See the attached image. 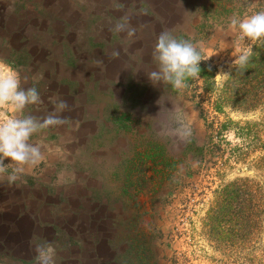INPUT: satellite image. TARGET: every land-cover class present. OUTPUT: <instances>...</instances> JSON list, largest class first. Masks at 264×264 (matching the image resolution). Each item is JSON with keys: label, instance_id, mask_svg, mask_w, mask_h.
<instances>
[{"label": "rangeland", "instance_id": "obj_1", "mask_svg": "<svg viewBox=\"0 0 264 264\" xmlns=\"http://www.w3.org/2000/svg\"><path fill=\"white\" fill-rule=\"evenodd\" d=\"M263 5L0 0V68L42 99L24 114L44 116L56 99L71 107L67 124L32 136L43 155L37 166L11 183V168L0 174V264H36L41 243L55 249V264H264V107L220 112L200 80L174 90L146 75L167 30L211 55L220 88L216 74L232 69L237 36L230 18ZM124 18L131 37L110 30ZM177 118L190 138L176 134ZM226 188L232 197L215 217Z\"/></svg>", "mask_w": 264, "mask_h": 264}, {"label": "clouds", "instance_id": "obj_2", "mask_svg": "<svg viewBox=\"0 0 264 264\" xmlns=\"http://www.w3.org/2000/svg\"><path fill=\"white\" fill-rule=\"evenodd\" d=\"M229 26L237 32L230 68L242 73L252 59V45L256 42L264 45V10L245 17L233 14ZM110 30L116 33L126 32L129 37L135 34V28L130 26L127 18L116 23ZM119 54L118 50H114L111 58H117ZM210 56L203 57L191 41L178 39L170 31L164 30L156 37L152 49L156 70L149 71L146 75L153 85L168 84L174 90H182L187 87L189 79L200 77V62ZM100 63L102 62L97 61V64ZM216 77L222 86L231 77V72L218 71ZM50 102L53 108L44 116L24 114L27 107L42 103L39 91L34 86L25 87L16 72L0 68V109L10 107L13 113L20 114L7 119L0 116V174L11 168L8 177L10 183L24 173L25 167H35L43 160L40 146L30 142L32 136L68 123V118L62 115L64 111L71 110L67 101L56 99ZM177 125L176 134L182 139L190 138V126L182 124L179 118ZM5 158L9 160L8 163H5ZM34 251L36 264H55V249L50 244H36Z\"/></svg>", "mask_w": 264, "mask_h": 264}, {"label": "trees", "instance_id": "obj_3", "mask_svg": "<svg viewBox=\"0 0 264 264\" xmlns=\"http://www.w3.org/2000/svg\"><path fill=\"white\" fill-rule=\"evenodd\" d=\"M252 47L253 56L248 67L242 73L232 68L229 71L231 72V77L220 88L216 86L214 67L206 63L205 60L200 62V77L196 79L202 82V89L205 92L209 94L216 92L217 98L214 106L216 110L221 112V108L224 105L245 111L264 107V45L256 42ZM261 146L264 147V142ZM261 165L264 166V156L260 157ZM231 187L237 190V188L246 187V185L232 184ZM225 190L223 201L220 202L218 209L215 212L213 211L214 214L212 215L215 217L224 214L228 199L232 197L229 196L231 195L229 188ZM260 190H262L261 185ZM262 219H264V194L260 191V222Z\"/></svg>", "mask_w": 264, "mask_h": 264}]
</instances>
